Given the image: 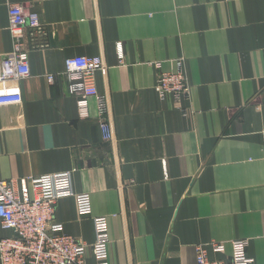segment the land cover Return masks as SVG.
I'll use <instances>...</instances> for the list:
<instances>
[{"label": "crops", "instance_id": "obj_1", "mask_svg": "<svg viewBox=\"0 0 264 264\" xmlns=\"http://www.w3.org/2000/svg\"><path fill=\"white\" fill-rule=\"evenodd\" d=\"M36 13L24 29L31 74L0 85V180L72 172L90 215L61 198L55 223L84 245L106 217L108 264H196L195 247L227 262L232 240L264 264V0H0V56L12 49L10 6ZM119 51L122 58L119 57ZM102 57L85 117L64 62ZM180 62L188 92L157 96L156 78ZM54 75L52 83L46 77ZM0 230L1 238L11 236ZM85 264H97L89 251Z\"/></svg>", "mask_w": 264, "mask_h": 264}, {"label": "built area", "instance_id": "obj_2", "mask_svg": "<svg viewBox=\"0 0 264 264\" xmlns=\"http://www.w3.org/2000/svg\"><path fill=\"white\" fill-rule=\"evenodd\" d=\"M8 23L12 49L0 56V85L16 83L30 76L28 54L23 50L22 37L25 28L35 32L41 27L38 15L27 12L20 5L10 6ZM119 57L122 58L120 51ZM176 66V71L157 76L154 90L159 99H170L178 105L188 92V82L180 62ZM64 69L68 92L78 97L80 116L85 117L87 98L97 100L100 131L105 141H111L113 132L103 115L106 113L107 103L97 92L94 81L95 74L105 69L102 57H70L65 60ZM53 79V74L46 77L48 83H52ZM7 99L0 98V104ZM73 171L23 178L17 182L18 190L13 181L0 180V230L12 233L8 238L0 237V264H85L88 251L97 264H108L106 217L92 218L95 239L90 245H84L64 234L62 226L55 223V207L61 198L75 199L79 217L91 214L88 194L73 191ZM230 245L232 252L227 262L207 257V248L214 253L223 252L225 243L213 242L196 246V264H252L253 259L246 256L247 241L232 240Z\"/></svg>", "mask_w": 264, "mask_h": 264}]
</instances>
